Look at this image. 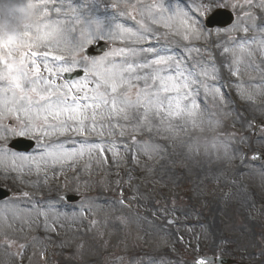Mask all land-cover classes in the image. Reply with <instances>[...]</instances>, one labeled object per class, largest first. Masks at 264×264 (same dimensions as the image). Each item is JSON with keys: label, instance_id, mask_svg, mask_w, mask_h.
<instances>
[{"label": "rangeland", "instance_id": "rangeland-1", "mask_svg": "<svg viewBox=\"0 0 264 264\" xmlns=\"http://www.w3.org/2000/svg\"><path fill=\"white\" fill-rule=\"evenodd\" d=\"M18 1L40 10L39 0L8 4L15 8ZM198 2L47 0L56 18L49 20L48 15L45 23L60 30L61 43L53 50L66 62H72L71 51L81 33L99 22L111 35L93 41H107L112 47L106 54L115 55L94 59L105 66L138 63L152 58L140 49L154 48L172 57L168 66H161L162 74L190 82L197 109L192 118H173L172 131H165L155 117H150L149 131L132 110L134 118L129 120L97 116L95 129L89 119L83 134L71 128L64 132L49 117L48 125L24 135L37 139L34 152L4 149L8 157L0 155V184L11 189L13 197L0 203V254L8 262L196 264L198 256L222 255L243 264L253 259L248 253L253 251L264 264V163L252 161L256 150L264 152V0H221V7L237 14L234 26L226 30L207 29L205 18L196 15ZM4 4L0 0V8ZM101 9L113 14L100 18L95 13ZM185 12L199 20L198 36L180 26ZM30 15L26 7L24 17L18 21L15 16L9 24L21 26ZM7 23L0 19V34L6 38L12 34ZM65 61L48 58L53 68ZM84 67L90 65L81 62L76 68ZM151 71L137 70L141 75ZM63 73L49 78L56 84L69 82ZM86 79L96 77L70 82ZM11 95L0 92L4 143L20 136L9 129L26 120L22 111L17 120L5 110ZM67 124L77 127L75 121ZM258 126L263 130L254 136ZM66 192L83 200L69 204L63 199Z\"/></svg>", "mask_w": 264, "mask_h": 264}, {"label": "snow or ice", "instance_id": "snow-or-ice-1", "mask_svg": "<svg viewBox=\"0 0 264 264\" xmlns=\"http://www.w3.org/2000/svg\"><path fill=\"white\" fill-rule=\"evenodd\" d=\"M245 2L250 3L251 0ZM221 6V0H199L195 11L199 16L206 17L210 24L212 10ZM26 7L31 13L26 18L27 22L7 38L0 34V83L7 85L6 88L0 87V92L12 94L10 100L5 101V110L15 114L17 120L20 119L19 112L22 111L26 118L25 121H20L18 127L9 129L12 134L24 136L29 132L34 133L49 124V117L59 122L62 131L67 132L71 128L80 134L84 133L85 121L89 119L92 120L91 127L95 129L97 116L102 119L105 116L108 118L117 116L129 120L134 118L129 110L136 113L135 118L143 122L149 131L152 130L150 117L158 118L165 131L173 130L171 124L173 118L194 117L197 104L191 98L190 82L187 79L162 74L161 66H168L172 57L160 55L156 49L150 47L140 51L152 54L151 59L138 63L125 61L121 64L112 63L110 66L102 65L101 61L90 58L86 51L94 39H103L106 35H111L97 22L91 31L81 33L82 38L71 51L72 62L68 63L64 55H57L53 50L61 43L58 38L60 30L53 29L45 23V17L50 15L47 0H39V11L36 10L37 5L33 3H26ZM55 10L60 11L58 8ZM132 19L135 20L136 17L133 16ZM152 23L156 21L153 20ZM179 23L187 31L199 35L198 19L188 17L185 12ZM123 31L131 34L130 29ZM185 38L187 39V35ZM42 48L46 50L41 51ZM261 48L264 49V40L261 41ZM123 51L121 50V54ZM110 55L115 53L106 54L105 59ZM132 55H136L134 50ZM49 57L55 61L65 62L53 68L48 63ZM38 59L44 61L43 70ZM81 62L90 65L83 70L86 74L96 77L94 81L86 79L56 84L49 78L62 72H71ZM176 63L179 68V62ZM138 69L152 71L141 75L138 74ZM44 72H47L48 76H45ZM180 76L182 77L183 73H180ZM90 82L94 87H88ZM75 93L82 95L78 96ZM81 100L88 103L82 104ZM9 103L11 106H8ZM3 116L4 112H0V118ZM37 120L41 123L37 124ZM67 121L77 122V127L72 128ZM198 264H206V261L200 260Z\"/></svg>", "mask_w": 264, "mask_h": 264}, {"label": "bare ground", "instance_id": "bare-ground-1", "mask_svg": "<svg viewBox=\"0 0 264 264\" xmlns=\"http://www.w3.org/2000/svg\"><path fill=\"white\" fill-rule=\"evenodd\" d=\"M202 222V221H199V223Z\"/></svg>", "mask_w": 264, "mask_h": 264}]
</instances>
